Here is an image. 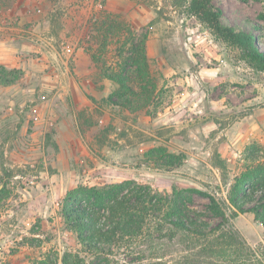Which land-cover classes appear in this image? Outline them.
<instances>
[{
	"label": "rangeland",
	"instance_id": "1",
	"mask_svg": "<svg viewBox=\"0 0 264 264\" xmlns=\"http://www.w3.org/2000/svg\"><path fill=\"white\" fill-rule=\"evenodd\" d=\"M211 1L225 25L253 31L264 51V0ZM183 4L0 1V50L17 60L0 62V73L19 74L16 83L0 85V264H36L77 246L61 202L78 185L134 179L160 192L200 188L224 201L245 149L264 157V73L245 62L240 48L217 41ZM40 44L56 49V61ZM66 46L75 47L73 56ZM104 68L124 74L133 92L105 77ZM128 96L134 105L151 99L138 110L115 104ZM160 145L176 155L173 165L170 157L147 155ZM216 151L226 169L214 165ZM205 201L198 198L196 207L204 209ZM233 226L264 263V224L247 212Z\"/></svg>",
	"mask_w": 264,
	"mask_h": 264
},
{
	"label": "trees",
	"instance_id": "2",
	"mask_svg": "<svg viewBox=\"0 0 264 264\" xmlns=\"http://www.w3.org/2000/svg\"><path fill=\"white\" fill-rule=\"evenodd\" d=\"M183 2L188 16L204 24L217 41L240 48L245 62L256 72L264 73V51L256 43L253 31L225 25L222 11L211 0ZM259 16L264 18V13ZM145 48L143 41L142 65L149 75ZM15 72L5 69L0 73V85L16 83L19 74ZM103 72L122 89L133 92L124 74L110 73L107 68ZM150 99L134 105L128 96L115 104L138 110ZM214 154V165L226 169L221 154ZM261 154L255 148L245 149L244 167L235 176L224 201L200 188L173 185L171 192H160L134 179L100 186L78 185L67 191L61 202L62 218L77 246L55 257L47 254L36 264H264L259 251L233 226V220L247 212L264 224ZM147 155L157 160L170 157L169 165L174 164L176 156L162 145L150 149ZM198 198L206 199L204 209L196 207ZM174 246L180 250L169 256L167 252Z\"/></svg>",
	"mask_w": 264,
	"mask_h": 264
},
{
	"label": "crops",
	"instance_id": "3",
	"mask_svg": "<svg viewBox=\"0 0 264 264\" xmlns=\"http://www.w3.org/2000/svg\"><path fill=\"white\" fill-rule=\"evenodd\" d=\"M19 12H22V10H20ZM0 21H2V19ZM37 35H38L39 40H42L43 42H45V41L48 40L47 37L42 36L41 34H37ZM51 38H53V37H51ZM38 48L41 51H43L44 56H48V54H51L55 58V61H56V49L53 46L51 48L47 49L46 48V45L44 46L43 44H40L38 46ZM82 53H83V51H82V48L80 47L77 50V54H76V58H79L78 59V62L79 63L82 62V60H81L82 59V56H83ZM8 56H9L8 52L3 51V50L2 51L0 50V62L1 63H4V64H7L8 63L7 65H10L11 64V65L15 66L17 64V60H15V59L13 60L12 58L10 59V58H8ZM46 58H47L46 59L47 60L46 63H48L50 61V59L48 57H46ZM55 61L53 60L52 62H55ZM57 63H58V60H57Z\"/></svg>",
	"mask_w": 264,
	"mask_h": 264
},
{
	"label": "built area",
	"instance_id": "4",
	"mask_svg": "<svg viewBox=\"0 0 264 264\" xmlns=\"http://www.w3.org/2000/svg\"><path fill=\"white\" fill-rule=\"evenodd\" d=\"M75 52V47L73 46H66L64 49V53L67 54L68 56H73Z\"/></svg>",
	"mask_w": 264,
	"mask_h": 264
}]
</instances>
